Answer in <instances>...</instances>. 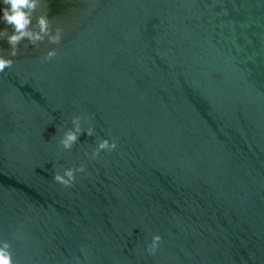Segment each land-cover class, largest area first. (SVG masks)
<instances>
[{"label": "water", "instance_id": "water-1", "mask_svg": "<svg viewBox=\"0 0 264 264\" xmlns=\"http://www.w3.org/2000/svg\"><path fill=\"white\" fill-rule=\"evenodd\" d=\"M41 14L60 42L22 40L0 73L14 264H264V0H40ZM72 115L95 136L64 151ZM97 137L116 149L89 160Z\"/></svg>", "mask_w": 264, "mask_h": 264}, {"label": "clouds", "instance_id": "clouds-1", "mask_svg": "<svg viewBox=\"0 0 264 264\" xmlns=\"http://www.w3.org/2000/svg\"><path fill=\"white\" fill-rule=\"evenodd\" d=\"M40 0H0V23L10 26L11 32L0 31V40L8 45L7 57L0 54V73L10 69L13 64L12 57L17 55V45L22 40H26L32 46L47 41L49 45H56L61 39V29L53 28L47 15L41 14L35 16L33 24V13L37 9ZM56 56L54 49H48L43 60L48 61ZM68 123L70 127H65L58 138L60 149L67 151L76 144L78 137L83 133L87 137H94L95 130L91 125L82 126L87 123V118L82 121L80 115H72ZM116 142L111 137L95 139V146L90 152L85 151L84 156L89 160H95L101 152H112L116 149ZM83 164L75 168H61L53 173V181L62 185L70 186L77 173L84 172ZM161 243L159 234H152L144 246V252L152 256L157 251ZM0 264H14L12 252V239L0 237Z\"/></svg>", "mask_w": 264, "mask_h": 264}]
</instances>
